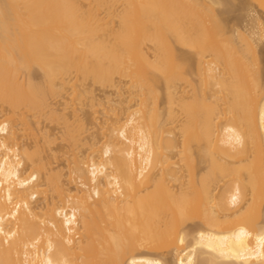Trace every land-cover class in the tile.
Here are the masks:
<instances>
[{
	"label": "bare ground",
	"instance_id": "1",
	"mask_svg": "<svg viewBox=\"0 0 264 264\" xmlns=\"http://www.w3.org/2000/svg\"><path fill=\"white\" fill-rule=\"evenodd\" d=\"M262 15L264 0H0V264H264ZM94 86L124 97L104 95L105 140L82 155L84 118L52 101L96 105ZM43 118L65 125L67 175Z\"/></svg>",
	"mask_w": 264,
	"mask_h": 264
},
{
	"label": "rangeland",
	"instance_id": "2",
	"mask_svg": "<svg viewBox=\"0 0 264 264\" xmlns=\"http://www.w3.org/2000/svg\"><path fill=\"white\" fill-rule=\"evenodd\" d=\"M226 10H228V9H226ZM230 15H232V17L230 16V19H232V25L233 26H236V27L239 26V28H242L243 30H246V31L248 29H250V27L252 26L251 19L249 17H246L245 15H243V13H241L240 11L233 12V14L231 13ZM240 16H242V17H240ZM262 17L264 18V15H262ZM233 19H235V20H233ZM262 48H264V47H262ZM260 55H262L261 52H260ZM263 63L264 62H262L261 64H263ZM94 89H95V93L94 94H97L96 96H98V100L99 101L102 99V97H104V95H107V94L110 95L111 94V93H107L106 92L108 90H105V89H103V88H101L99 86H94ZM69 92L70 91H65L63 93V95L56 97L52 101L53 102L52 105L56 109V111H57L56 113H58L59 115H67L68 113L70 114V112L72 111L73 113L78 112V115L80 114V116L82 118H84L82 120L83 121L85 120L84 123L86 124L85 126L87 127V129H86V131L84 133H82L83 142H82V145H80L78 151L82 155H86L85 153H88V151H87V150H89L88 147H90V145L92 143L99 141V145H101V143L105 140V138H103V136H104L103 132L104 131H99L98 130L99 127L97 125H98L99 122H96L97 125L96 124L93 125L92 123L95 120L97 121V118H98V120L100 119L102 121V119L105 118L104 113H105V115L107 117V114H108L107 112H108V109H109L110 106H109V104L107 102V99L105 97H104L105 100L103 98V101H100L101 102L100 104H97V101H98L97 99L93 100V101H96V105H93V106L91 104L92 102H90L91 99L89 101V98L87 100H86V98H84L85 99V102H84L85 105L82 103V107L80 105L81 102H78L77 100L75 101L77 105L79 104L77 106V108H78L77 111H75L73 109L76 107V104L74 103L73 106L70 104L71 103V99H70L71 97H70ZM109 95H108V97H109ZM64 96H65V98H64ZM123 97H119L116 94H113V95L111 94L110 95V98H112L111 104L118 106L117 102L119 101L120 98H123ZM113 100H114V102H113ZM99 101H98V103H99ZM65 102H67V104L69 103L70 106L69 105L68 106L70 108L66 107L67 109H65ZM72 102H74V101H72ZM124 105H126V103H124ZM161 105L163 107L165 105V103H163V104L161 103ZM79 108L81 109L80 111H79ZM85 113H87V115ZM78 115H76V116H78ZM80 116H78V118ZM88 116L90 118L89 120L86 119ZM71 117L68 118L69 120L71 119V124H76L74 122H76L77 120L76 121L74 119L72 120V118L75 117V116H73L72 118ZM75 119H77V117ZM40 127H41L40 129H42V132L48 133L50 135L52 141H53L51 146H50L51 154H54L56 156V159L55 158L51 159L52 164H53V168L55 169L56 172L59 171V172H62L63 174L67 175L69 173V171L71 170V168H72V164H73V162H72V154H73L74 149L62 137L63 133L65 131V125H64L63 121L62 120L51 121V120H49L47 118H43L41 120ZM180 149L181 148H178L177 150L174 151L176 153L178 152L177 154H174V155H176V157L172 154L174 156L173 161L177 163L176 167H178V168L183 164V162L180 159V155H178ZM50 152L48 153V155H50ZM66 178L67 177H64L63 179L66 180ZM165 180H166V183L168 185H173L174 187H179L180 186V182L171 180L169 176H165ZM201 224H202V222H201L200 219H198L197 217H191L190 219H188V221L186 222V224L184 226H185V228H187V227H191V226L193 227V225L196 226V225H201Z\"/></svg>",
	"mask_w": 264,
	"mask_h": 264
}]
</instances>
